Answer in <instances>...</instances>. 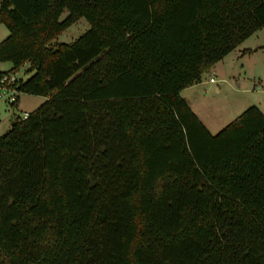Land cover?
Wrapping results in <instances>:
<instances>
[{
  "label": "trees",
  "instance_id": "obj_1",
  "mask_svg": "<svg viewBox=\"0 0 264 264\" xmlns=\"http://www.w3.org/2000/svg\"><path fill=\"white\" fill-rule=\"evenodd\" d=\"M0 23L45 97L0 135V264H264V113L212 134L180 94L264 0H1Z\"/></svg>",
  "mask_w": 264,
  "mask_h": 264
},
{
  "label": "rangeland",
  "instance_id": "obj_2",
  "mask_svg": "<svg viewBox=\"0 0 264 264\" xmlns=\"http://www.w3.org/2000/svg\"><path fill=\"white\" fill-rule=\"evenodd\" d=\"M67 13L64 9L60 18ZM88 28V21L81 17L66 28L57 41L70 43ZM7 35V27L0 23V41ZM247 47L252 50H243ZM12 65L10 61L0 62L4 70H10ZM28 67L29 63L25 62L14 69L19 80L24 81L30 75L26 71ZM180 94L212 134L251 105H257L264 112V29L254 32L239 48L205 71L199 82L184 88ZM18 95L19 105L9 104L6 97L0 95V135L11 128L17 116L32 112L45 100L44 96L20 91Z\"/></svg>",
  "mask_w": 264,
  "mask_h": 264
},
{
  "label": "built area",
  "instance_id": "obj_3",
  "mask_svg": "<svg viewBox=\"0 0 264 264\" xmlns=\"http://www.w3.org/2000/svg\"><path fill=\"white\" fill-rule=\"evenodd\" d=\"M18 80L19 78L14 71L2 70L0 72V95L6 97L9 104L17 101L19 93L17 91ZM28 114L29 112L25 111L22 117L25 118Z\"/></svg>",
  "mask_w": 264,
  "mask_h": 264
},
{
  "label": "crops",
  "instance_id": "obj_4",
  "mask_svg": "<svg viewBox=\"0 0 264 264\" xmlns=\"http://www.w3.org/2000/svg\"><path fill=\"white\" fill-rule=\"evenodd\" d=\"M249 37H250V36H249ZM246 39H247V38H246ZM246 39H245V40H246ZM56 40H57V39H56ZM245 40H244L243 42H245ZM243 42H242V43H243ZM242 43H240L236 48H239V46H240ZM234 49H235V48H234ZM234 49H233V50H234ZM247 49H248V50H249V49L252 50V48H248V47H247V48H244L243 50L246 51ZM233 50H232V51H233ZM232 51H230V52H232ZM230 52H229V53H230ZM229 53H228V54H229ZM224 57H225V56H224ZM222 59H223V58H222ZM222 59H221V60H222ZM219 61H220V60H219ZM216 63H217V62H216ZM11 68H12V67H11ZM0 70H4V69H1V68H0ZM19 102H20V98H19ZM19 102H18V105H19ZM263 113H264V112H263Z\"/></svg>",
  "mask_w": 264,
  "mask_h": 264
}]
</instances>
